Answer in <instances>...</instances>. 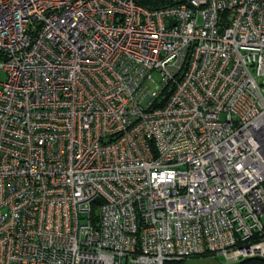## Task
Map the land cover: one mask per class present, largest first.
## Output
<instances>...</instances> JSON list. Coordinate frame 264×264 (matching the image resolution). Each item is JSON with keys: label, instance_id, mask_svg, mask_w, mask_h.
<instances>
[{"label": "built area", "instance_id": "2783aa9c", "mask_svg": "<svg viewBox=\"0 0 264 264\" xmlns=\"http://www.w3.org/2000/svg\"><path fill=\"white\" fill-rule=\"evenodd\" d=\"M173 1L0 0V264L264 258V0Z\"/></svg>", "mask_w": 264, "mask_h": 264}, {"label": "rangeland", "instance_id": "374dc122", "mask_svg": "<svg viewBox=\"0 0 264 264\" xmlns=\"http://www.w3.org/2000/svg\"><path fill=\"white\" fill-rule=\"evenodd\" d=\"M6 75L0 72V80H5ZM264 224V217H263ZM181 264H232L227 259L223 257L216 256H202V257H194L189 258L183 261Z\"/></svg>", "mask_w": 264, "mask_h": 264}, {"label": "trees", "instance_id": "16d2710c", "mask_svg": "<svg viewBox=\"0 0 264 264\" xmlns=\"http://www.w3.org/2000/svg\"><path fill=\"white\" fill-rule=\"evenodd\" d=\"M139 3L141 4H145L147 6H153L156 7V6H170V5H173L174 4V1L173 0H138ZM183 261L185 260H182V261H168L166 262L165 264H181ZM235 264H264V261H261V260H257L256 258H253V259H246L244 261H241V262H238V263H235Z\"/></svg>", "mask_w": 264, "mask_h": 264}, {"label": "water", "instance_id": "95a60500", "mask_svg": "<svg viewBox=\"0 0 264 264\" xmlns=\"http://www.w3.org/2000/svg\"><path fill=\"white\" fill-rule=\"evenodd\" d=\"M256 259H257V260L264 261V258H262V257H257ZM248 260H249V259H248Z\"/></svg>", "mask_w": 264, "mask_h": 264}]
</instances>
